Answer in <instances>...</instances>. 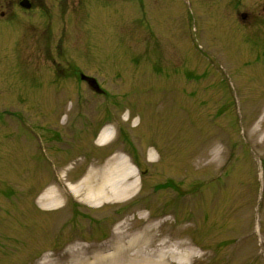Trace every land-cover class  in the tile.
<instances>
[{"label": "rangeland", "instance_id": "374dc122", "mask_svg": "<svg viewBox=\"0 0 264 264\" xmlns=\"http://www.w3.org/2000/svg\"><path fill=\"white\" fill-rule=\"evenodd\" d=\"M19 1L0 0V264L90 263L94 240L46 249L156 218L183 264H264V0ZM236 5L257 22L234 26ZM110 118L100 146L87 128ZM114 155L137 162L128 203L69 193ZM49 188L61 207L39 205Z\"/></svg>", "mask_w": 264, "mask_h": 264}, {"label": "bare ground", "instance_id": "6f19581e", "mask_svg": "<svg viewBox=\"0 0 264 264\" xmlns=\"http://www.w3.org/2000/svg\"><path fill=\"white\" fill-rule=\"evenodd\" d=\"M258 130L257 126L254 127L252 135H258ZM260 135L264 141V134ZM111 137L110 130L105 129L99 135L97 144L104 146ZM218 156L220 158V153L216 150L214 158ZM149 157L152 159L151 155ZM137 183L132 165L125 157L114 155L104 164L89 169L77 184H69L68 190L87 205L100 208L111 202L131 199ZM60 199L56 189L49 188L40 196L39 205L57 209L61 207ZM159 223L146 220L144 224L147 225L137 231L124 229V225L120 224L111 231L109 241L103 245L105 250L98 253L93 262L86 264H183L195 257V252L182 242L155 236V230L161 225Z\"/></svg>", "mask_w": 264, "mask_h": 264}, {"label": "flooded vegetation", "instance_id": "af4514ba", "mask_svg": "<svg viewBox=\"0 0 264 264\" xmlns=\"http://www.w3.org/2000/svg\"><path fill=\"white\" fill-rule=\"evenodd\" d=\"M30 1V4H31V7L33 6V1L32 0H29ZM233 7V5L232 6H230L229 8H232ZM219 8H221V7H219ZM219 8H217L216 6H215V10H219ZM213 9V10H214ZM40 12L42 13V12H46V11H42V10H40ZM46 13H48L49 14V16L51 15V13L50 12H46ZM53 14H55V13H53ZM242 14L244 15L243 17H242ZM44 16V15H43ZM228 17H230L229 19L233 22V24L234 25H236L237 24V22H238V20H241V22H242V24L243 25H246V26H249V23L251 24V25H254V23H256L257 22V20L253 17V16H251L250 15V13H240L239 11H238V8L236 7L234 10H233V15L231 16V14H229V16ZM260 22V21H259ZM253 38H257V39H259V40H261V38H259L258 37V34H256V33H251L250 34ZM77 78L79 79L78 80V82H79V84H80V86H83L84 87V89L86 90V89H88V80L87 79H85L81 74H80V72L79 71H77ZM105 98L104 97V95H98V98ZM79 100H87L88 98H86V97H79L78 98ZM107 99V98H106ZM111 119H113V118H110L109 120H111ZM109 120H105L103 123H102V121L101 122H99V123H97V124H95L94 126H89L88 128H87V133H90L93 137H95L97 134H98V132L104 127V125L109 121ZM92 125H93V123H92ZM88 130H89V132H88ZM90 223H91V221H90ZM94 224L95 223H99V222H93ZM103 226H105V225H101V226H96V229H97V231H101V228L103 227ZM107 229V227L104 229V233H105V230ZM96 231V232H97ZM77 232H78V234H77ZM77 232H73L72 233V235H71V239L69 240V242H68V240H65L64 239V241L63 242H60L59 244H62V246H59V245H57V246H54V247H49V249L47 248L46 250H48V252L49 253H51V255H52V258L56 261H58V262H65V261H67L68 260V258H67V256H64V254H63V252L65 253V251L70 247H72V248H74V245L72 244V242H74V241H76V240H81V241H86V238L88 239V240H90V241H92V237L94 236V235H91V234H89V236L88 237H86V236H84V235H82V234H80V232H81V230H78ZM104 233H101L100 235H98V236H95V239L98 241V244L97 245H92V246H96L97 248H94V249H88V252H89V254H94V255H96L98 252H100V251H102V248H101V243H100V237H102V236H104ZM53 236H54V234H53ZM59 238H61V237H59ZM100 243V244H99ZM59 246V247H58ZM67 246V247H66ZM79 250H82V248H78ZM47 253V251H44V252H42V254H46ZM48 260H50V259H48ZM52 260V259H51ZM50 260V261H51Z\"/></svg>", "mask_w": 264, "mask_h": 264}, {"label": "water", "instance_id": "95a60500", "mask_svg": "<svg viewBox=\"0 0 264 264\" xmlns=\"http://www.w3.org/2000/svg\"><path fill=\"white\" fill-rule=\"evenodd\" d=\"M20 6H22V7H24V8H28V7H29V5H28V3H27L26 1H22V2L20 3ZM96 87H97V85L94 84V85H93V88H96Z\"/></svg>", "mask_w": 264, "mask_h": 264}]
</instances>
